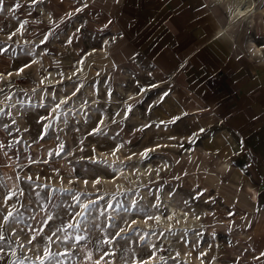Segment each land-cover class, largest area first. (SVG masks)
<instances>
[{
  "label": "rangeland",
  "instance_id": "rangeland-1",
  "mask_svg": "<svg viewBox=\"0 0 264 264\" xmlns=\"http://www.w3.org/2000/svg\"><path fill=\"white\" fill-rule=\"evenodd\" d=\"M13 2L14 0H5V6ZM84 4H87V7L82 12L77 13L70 19H64L63 23H60L66 12L74 11L75 7L83 8ZM39 6L43 7L48 14L51 13V20L48 19V23H44L38 11H34L32 16H28L27 5H25V8L18 11L16 15L21 20L27 19L30 21L27 26L28 32L23 36L17 35L11 41L7 40V35L15 30L17 20L10 13H0V28L3 29L0 32V43H6L11 48H15L17 52V58L14 60H9L8 56L0 58V72L14 70L27 62L30 57L24 56L23 50L39 45L42 38L41 34H46L54 29L56 24H59V28L55 29L59 33V38L55 40L50 38L51 42L48 43L46 49L47 54L36 57L39 60V64L33 65L31 69H26L22 77L12 76L11 87H9L8 81L0 83V87H4L5 93L12 95L13 100H25V103L29 99L34 98L36 100L40 96L45 97L43 101L46 100V97L49 100L52 99V96H48V90L50 92L57 89H62L63 92L68 91V81L62 79L63 76L61 74L64 75L67 72L72 60L78 59L88 49L98 48L101 39L109 36L106 34L108 21L101 15V12H103L110 16L109 10L99 7L95 3V0H64L63 3H61V0H45L44 5L33 7ZM33 20L40 21V23H31ZM112 21L115 25L117 19H112ZM77 28H81V32L76 33ZM73 35V43L71 45L67 44V37ZM116 35L117 30L115 29L110 37H107L109 43L106 55L97 54L82 62L83 71L75 78V81L78 85L81 82L83 83V88L81 89L83 95H85L84 89L87 86L96 88L98 90H96V94L100 93L98 97L105 90L107 93L115 92L120 94V92H117L118 86H121L124 90L129 88L137 94L140 88L148 89V85L153 81L163 80L155 70L150 68L130 66L132 70H129L127 69L128 66H124L117 68L116 72L114 69L107 70L108 63H106L105 59L111 47V42ZM21 38L24 40L21 41ZM43 47L41 45L39 48H36V51L40 52ZM49 70L57 71V75L62 77L58 83L59 87H45V91L41 92V86L38 85L39 77ZM168 85L170 91L176 90L177 98L173 99L169 95L165 103L157 105L149 112L147 110L148 105L156 101L157 95L162 93L161 87L165 91L167 85L164 81V84L159 89L154 91L148 89L147 94L143 98V103L136 104L134 101L130 102L133 104V113L130 114V119L123 120L119 124L110 121L108 126L106 125L107 137L90 138L87 135L88 128L95 127L98 122L97 119L101 110L105 111L104 115L107 119H110L115 114V109L110 105L103 104L100 97L96 101V110L93 115L89 113L90 118H86L84 115L83 120L70 121L66 126L62 125L63 122L60 121V118L56 119L53 122V127L49 130L51 138H46L39 144L33 143L38 133L41 132V125L36 121L41 115H48L45 109L27 111L24 107L20 108L19 112L16 111L17 108L11 109L12 117L5 116L0 118V125L8 123L11 126L12 134L9 135L7 131L0 127V141L8 144L14 139H19L21 143L15 144L12 148L0 150V201H2L3 195L9 189L14 188L16 183H20V186L25 190L27 195L29 188L27 182H22L23 178L26 175H31L34 179L39 176L40 179L36 180L37 185H47L45 191L57 190V203L65 200V197L59 191L62 189H71L77 193L86 192L88 193V198L93 200H97L98 197L103 196L104 199L98 201L97 212L105 209V201H110L114 206L119 201L120 204L130 209L129 213L124 214L121 209L117 208L116 211L108 209L106 215L111 214L115 216L116 212H120V215L129 221L133 217H145L146 219L152 210L159 211L162 215H165L167 212L165 196H169V193H171L170 200H173L174 204L192 208V213L199 216L200 219H195L193 227L181 229L178 235L174 232L171 233L168 241L162 239L163 235L160 232L152 234L154 237L153 239L150 238L148 243L149 245L156 244L159 248L157 256L164 258L163 260H158L157 264H200V261L196 259L200 251L207 252V256L203 257L204 264H234L237 257H240L238 264H264V258L261 261L252 259V255L264 250V238L261 237L263 235V231H260L262 230L261 227L255 228L257 215L251 213L254 203H260L262 200L260 195L258 197L256 195L255 199H253V193L259 191L257 187L260 185V182L253 178L254 170L251 167V161L249 158H245L248 154H242L243 152L236 145L234 138L223 126L202 125L199 118L204 116V114L191 115L192 111L188 110L190 105L189 99L172 81L169 80ZM33 88L38 90L36 94L32 93L31 90ZM18 89H23V91H18ZM38 92L39 97H37ZM119 94L117 95L120 96ZM0 101L4 103L1 107H4L5 111H9L5 105L13 101H5L4 93H0ZM124 105L121 103L117 104L121 112L124 111ZM48 112H50V109ZM175 116L180 117V120L176 124L168 125L167 127L161 126L159 128L154 126L161 120L167 121ZM13 118L18 121V126L21 129L19 132L14 130L17 125H11ZM48 122L45 121V123ZM83 123H85V126L81 127ZM144 123L152 124L153 127L145 129L142 132H136L135 129L140 128ZM25 127H28L30 131L24 132L23 129ZM202 128L204 131L200 132ZM117 131L120 132L119 136H115ZM167 134L175 137V139H169ZM57 136L59 140L55 139ZM164 137L168 138L169 141L176 142V148L171 150L166 145H159L160 147L156 148V151L149 154L150 159L142 161V164L144 162H152L154 164L156 157H162L168 163L166 171L163 172L158 169L159 174L153 175L151 181L146 180V183H141L136 179L133 182V188H130L125 182L123 190L120 192L121 195L112 194V188L110 186L103 187L102 183L97 191L91 185L85 187L79 182L71 184L68 182L69 180L75 181L78 177H95L98 173H103L105 177L112 176L110 167H107L105 164H93L88 159L89 156L93 155V147L97 148L95 155L98 154L97 157L99 156L100 160H104L105 158H100V151L109 154L117 144L131 141V143L125 145L121 152L116 154L118 162L129 163L131 165V163H135V159L140 152L146 148H151ZM81 139L84 140V145L80 144ZM60 142L65 144L66 151L70 154L65 156L61 153L60 156L49 157L48 152L55 151ZM29 145L31 146L29 147ZM80 147H84L85 150L83 152L79 151ZM187 147L189 151L186 157H183V154L180 155L179 151ZM204 150L207 152V155L203 154ZM4 151L8 152V156L4 155ZM133 153H137V155L133 156ZM122 154L123 156L130 154L132 159H120ZM219 156L229 164L230 168L226 172L219 171ZM80 157H84V159H80ZM33 158L37 161L47 159L49 163H32ZM200 164L203 166L198 168L197 166ZM54 168L58 169V173L53 171ZM214 174L219 176L220 179H213ZM17 176H20L22 181H17ZM36 191H41V189L36 188ZM198 191H204V195L200 199H193ZM132 192L137 196L135 208L132 205H127V197ZM43 194L44 192H41V195ZM241 194H244L246 198L249 197L247 199L250 201L246 202L244 198L241 200ZM157 196L160 197L159 203H152L151 201ZM31 197L33 201L31 205H29V201L25 198H21L22 202L32 208H37L35 192L31 193ZM205 200L210 202L205 203ZM185 201H187V204ZM211 201H214V203ZM150 202L151 205L160 204L159 209L149 207ZM71 203H73L71 197H67L63 208L59 209V211L64 213L63 219L66 223L71 221L70 215L65 211L68 204ZM249 203H252V205ZM6 207H0V212H3ZM21 210L24 211V209ZM137 210L140 211V214L137 213ZM75 211H79V209H75ZM229 212H233L236 215L229 217ZM31 214L30 212L26 213V220ZM241 216H246L254 222L252 230L245 231L242 229L245 221L241 219ZM40 218H43L42 213L40 214ZM116 220L121 227L127 228V225L123 223L120 216H116ZM27 222L33 223L31 220H27ZM100 222L107 223L104 217H101ZM151 223L154 224L153 222ZM229 224L232 225L231 232L228 231ZM133 227L135 228V226ZM176 228L175 226L173 227V229ZM141 229L139 227L135 228L136 236L132 240H120L116 247L117 256L113 258L115 264H125L126 261L130 264L131 253L126 251L128 248L134 249L138 256L147 257L145 246L137 238L140 235ZM108 231L111 232L113 230L109 229ZM197 233H203V235L198 236ZM213 233H215V238H213ZM93 235L95 239L101 238V234L98 231L94 232ZM249 235L253 237L251 241L248 240ZM198 241L199 246L197 247ZM229 242L232 244L231 247L229 246ZM250 245L251 247H249ZM253 247L256 249V253L252 252ZM245 248H248V251H244ZM52 250L59 253L65 251V247L53 245ZM176 253H180L179 258L175 260L171 259L176 256ZM187 253H191V255H186ZM40 254H42V250ZM18 255H24V253H18ZM27 256L32 260L35 259L33 251H28ZM94 258H98V254ZM60 259H63V257H60ZM76 259L80 261V264H84L82 253H78ZM65 264H67V261H65Z\"/></svg>",
  "mask_w": 264,
  "mask_h": 264
},
{
  "label": "crops",
  "instance_id": "crops-1",
  "mask_svg": "<svg viewBox=\"0 0 264 264\" xmlns=\"http://www.w3.org/2000/svg\"><path fill=\"white\" fill-rule=\"evenodd\" d=\"M216 1L95 3L117 19L115 27L110 16L101 12L108 21L107 37L117 30L105 59L107 70L116 72L124 66L155 70L170 97L177 98V92L170 91L169 80L189 99L191 115L204 114L199 118L204 126H223L242 154H248L245 158L251 161L253 178L260 182L256 194L262 200L254 203L251 213L257 215L255 228L261 227L264 238V55L248 53L250 41L264 45V13L230 26V11L221 7L226 1ZM241 53L244 56L238 59ZM243 198L249 201L241 194Z\"/></svg>",
  "mask_w": 264,
  "mask_h": 264
},
{
  "label": "snow or ice",
  "instance_id": "snow-or-ice-1",
  "mask_svg": "<svg viewBox=\"0 0 264 264\" xmlns=\"http://www.w3.org/2000/svg\"><path fill=\"white\" fill-rule=\"evenodd\" d=\"M64 0H61L63 3ZM45 0H14V2L10 5L5 6V0H0V13H10L12 17L17 20V27L14 31L10 32L7 35V40L11 41L17 35L23 36L26 32H28V25L30 23L29 20L24 19L21 20L19 16L16 14L18 11L25 8L27 5V15L32 16L34 11H39L41 14L44 13L45 9L43 7H33L36 5H44ZM87 7V4H84V7H75L74 11L66 12L64 18L61 19L60 23H63L64 19H70L72 16L80 13ZM257 12L264 13V0H244L238 8V13L240 14V18L247 19L249 16L255 17ZM51 13L48 14V19L51 20ZM31 23H40V21L33 20ZM107 27V25H106ZM59 28V24H56L54 29L50 30L46 34H41L42 38L40 39L39 45L35 47L28 48L27 50H23V54L26 57H30V59L25 62L22 66L15 68L14 70L7 72H0V83L4 81L9 82V87H11V77L15 75L16 77H22L25 74L26 69H31L33 65L39 64V60L36 57L41 55H46V49L48 43L52 40L59 38V33L55 30ZM3 29L0 28V32ZM81 32V28L76 29V33ZM75 35V34H74ZM73 36H68L66 43L71 45L73 43ZM41 45L44 47L41 48L40 52L36 51V48H39ZM4 56H8L9 60H14L17 58V52L15 48H11V46L6 45V43H0V58ZM244 54L241 53L237 58H243ZM83 61H79L82 63ZM79 71V69H78ZM63 76V74H61ZM75 75V73L73 74ZM48 77L45 76L44 79L40 81L41 86L45 84ZM64 79L72 80L71 76H65ZM74 91L71 92V95H65L60 97L58 93L62 91V89L54 90L51 94L52 102L49 105H45L43 100L44 96L40 97L41 103L37 104L36 107L44 108L46 112H48L50 108V112L48 115H41L39 119L36 121L41 125V132L38 133L37 138L33 140V143L39 144L41 141H44L46 138H51L49 130L53 127V122L58 118H63V122L67 123V114L72 112L73 109L69 107V101L73 97H77V94L81 92L83 88V83L81 82L79 85L73 84ZM152 89L158 87L157 84L153 83L150 85ZM18 91H23V89H18ZM33 94L37 93V89L33 88ZM41 92L45 91L43 87L40 89ZM148 89L140 88L139 92L136 96H129V101H134L136 104L143 103L144 96L147 94ZM0 93H4L5 101H13L11 103H7L5 107L9 109V111H5L4 107H0V118L2 117H12L11 109L17 108V105L20 108H24L25 102L23 100H13V96L5 93L4 87H0ZM27 95V93H25ZM169 96L167 91L159 93L157 95V99L153 104L148 105V111L151 112L154 107L157 105H162L166 102V98ZM125 108L123 112H117V116L122 117V121L118 122L114 118H110L112 123H122L123 120L130 119V114L133 113V104L124 102ZM19 111V109H18ZM26 111V110H25ZM87 115V114H86ZM90 118V117H89ZM180 120L179 116H175L170 120H161L159 123H156L154 126L159 128L161 126L167 127L168 125L176 124V122ZM45 121H49L45 123ZM87 122V121H85ZM11 125H17L14 129L16 132H19L21 129L18 126V121L13 118L11 120ZM5 131L8 132L9 135L12 134L11 126L8 123H3L0 125ZM153 125L149 123H144L140 128L135 129L136 132H142L145 129L152 128ZM24 132H29L30 129L25 127L23 129ZM123 131V129H121ZM204 129H200V132H203ZM120 132L117 131L115 136H119ZM88 136H108V132L105 130V118L100 117L95 127L92 128L90 132H88ZM115 138V137H113ZM55 139L59 140V137H55ZM170 139H175V137H170ZM194 142V141H190ZM21 141L19 139H14L12 142L5 144L0 141V150H4L5 148H12L15 144H19ZM131 143V141H124L122 143L117 144L112 150L111 155L116 156L118 152H121L126 144ZM81 145H84V140L81 139ZM31 145H29L30 147ZM157 147H160L159 145ZM85 150L84 147H80L79 151L83 152ZM156 151V148H146L144 151L140 152L138 155L141 157V161L150 159V153ZM92 152L94 155L88 157V159L93 164H105L107 167H112V165L108 164L107 159L105 158L103 161L98 159L95 153L97 152V148L93 147ZM63 153L65 156L70 153L66 151V146L63 142H60L55 151H49L48 156H60ZM4 155L8 156V152L4 151ZM137 155V153L132 154ZM128 160L132 159V156L125 157ZM80 159H84V157H80ZM32 163H44L48 164L49 160L45 159L43 161H37L35 158L32 159ZM54 172L58 173V169H53ZM157 174H159V170H157ZM103 173H98L95 177L83 178L78 177L77 180H69L68 182L75 183L79 182L83 184L85 187L91 185L93 189L99 190V186L102 182H106L103 180ZM178 178V177H177ZM40 179L37 176L35 179L31 175H26L23 178L20 176L16 177L17 181L27 182L29 192L26 195L25 190L20 186V183H16L14 188H11L7 191L6 194L3 195L2 201H0V207L7 206L3 212H0V262L2 264H80V261L76 259L78 253H82L84 264H115L114 259L117 256L116 247L119 244L120 240L130 241L136 236V231L133 225L137 224V220L133 219L130 222L124 219L123 216L120 215V212H116V215H111L107 213L108 209H113L116 211L117 208L121 209L124 214L129 213L130 209L120 204L117 201V204L114 206L110 201H105L106 207L103 211L97 212L98 209V201L103 200L104 197L100 196L97 200L89 199L88 193L86 192H73L71 189H62L59 190L60 193L65 197L64 201L59 203L56 202L57 190L45 191L47 185H37L36 180ZM36 188H40L41 191H36ZM206 191V190H204ZM204 191L196 192L193 199H200L204 195ZM35 192V203L37 208H32L29 205L33 203L31 193ZM41 192H44L41 195ZM171 195V193H169ZM257 194H253V199ZM71 197L73 203L68 204L67 209L65 210L71 217L70 222H65L63 219L64 213L59 211V209L63 208L64 203L66 202V198ZM21 198H25L29 201V205H25L22 202ZM115 198V197H113ZM157 200L160 199L159 196L156 197ZM210 201L205 200V203H209ZM214 203V201H211ZM187 204V201H185ZM137 201H132V207L135 208ZM151 207L159 209L160 204H152ZM21 209H24L22 211ZM75 209H79V211H75ZM256 211H259L257 209ZM32 213L27 217V220L33 221V223H28L25 215L26 213ZM43 214V218H40V214ZM137 213L140 214V211L137 210ZM214 215V213H213ZM236 214L233 212H229V217H234ZM116 216H120V219L123 220V223L127 225V229L121 227L119 223H117ZM101 217H104L107 223L100 222ZM196 219H200L199 216L195 217ZM148 220H157L159 221L160 217L154 215H148ZM171 219V217H169ZM241 219L245 221L242 229L245 231L252 230L254 227V222L249 220L246 216H241ZM112 229L113 231L109 232L108 230ZM27 230V231H26ZM98 231L101 234V238L95 239L94 232ZM228 231H232V225L229 224ZM23 234V239H22ZM154 234V233H153ZM161 235H163L161 233ZM198 236H202L203 233H197ZM13 237L15 238L13 240ZM213 238H215V233H213ZM139 241L145 246L147 250V258L143 256H138L136 251L132 248L126 249L127 252L131 253L130 264H157L158 260H163L162 256L158 257L157 252L159 248L156 244L149 245L146 240L145 235H139ZM253 237L251 235L248 236V240L251 241ZM53 245L57 247L64 246L65 251L63 252H54L52 250ZM31 246V247H29ZM197 247L199 246V241L197 242ZM229 246L232 244L229 242ZM211 247V246H210ZM251 247V245L249 246ZM42 250V254H40ZM28 251H33V255L35 259L32 260L27 256ZM244 251H248V248H245ZM252 252L256 253V249L253 247ZM18 253H24V255H18ZM98 254V258L96 257ZM186 255H191V253H187ZM180 253H176L175 257L171 259L175 260L179 258ZM207 256V252L200 251L199 255L196 257L197 260L200 261V264H204L203 257ZM63 257V259H60ZM264 258V250L258 252V254L252 255V259L255 261H261ZM215 259V258H213ZM240 257H237L234 264H238ZM125 264H128L126 261Z\"/></svg>",
  "mask_w": 264,
  "mask_h": 264
},
{
  "label": "bare ground",
  "instance_id": "bare-ground-1",
  "mask_svg": "<svg viewBox=\"0 0 264 264\" xmlns=\"http://www.w3.org/2000/svg\"><path fill=\"white\" fill-rule=\"evenodd\" d=\"M217 1H221V0H217ZM225 1L226 2L223 1V3L221 2V4H222L221 7H223L222 9H225L226 11H230V12H228L229 14H228V17H227V21H229V23H231L230 26L238 24L241 20L245 19V18H238L239 17V15H238V5L240 3V0H225ZM213 4H216L215 1H214ZM39 7H41V6H39ZM233 7H234V9H232ZM38 14L41 16V19H42V21L44 23H48V13L46 11H44L43 14H41L38 11ZM251 17L252 16H250L249 19ZM233 20H235V22H233ZM251 22L254 23L253 21H250V23ZM247 25L249 26L248 23H247ZM23 40L24 39L21 38V41H23ZM108 43H109L108 42V38L104 37V38L101 39L98 48L88 49L84 53H82L81 56L78 59L72 60L71 64H70V68L63 75V78L61 76L57 75V71H54V70L45 71L42 74V76L39 77L38 85L41 86L40 81L42 79H44L45 76H47L48 79L45 82V84L43 86H41L43 88H45V87L51 88L52 86H58V83L60 82L61 78L64 79L65 76H71L72 80H66L65 79L66 81H68V85L67 86H68L69 90L68 91L64 90L65 92L60 91L58 93V95L60 97H63L65 95H71V92L75 90L74 87H73V84L78 85L76 83V81H75V78H77L83 71V65H82V63H79V61H84L85 59H89V58H91V57H93V56H95L97 54L106 55V46L108 45ZM78 69H79V71H78ZM74 73H75V75H73ZM153 83L157 84L158 87L155 88V89H152L150 87V85L153 84ZM163 84H164V81L159 79V80H155L152 83H150L147 88L150 89L151 91H154L156 89H159ZM96 90H97L96 88H90V86H87L84 89L85 95H83L80 92V93L77 94V97H73L69 101V105L68 106L71 107L73 109V111L67 114V123L70 122V121L71 122H76L77 120H83V116L84 115H85L86 118H88L89 117V113L93 115L94 111L96 110L95 109V104L97 103L96 101H97V99L99 97H100V100H101V102L103 104L110 105L113 109H115V114L111 118H114L115 120L120 121V120H122L121 116H117L116 113L117 112H121V109H120L119 106L117 107V104L121 103L122 105H124L125 104L124 102L130 103L131 101H129V96H136L137 95L134 91L130 90L129 88L127 90H124L121 86L117 87V92H120V94L119 93H115V92L114 93H107L106 90L105 91L102 90L103 92H101V96L99 95V97H98V94H100V93L96 94V92L98 91V90L97 91ZM47 93H48V96L49 95L51 96L50 93H52V92H50L48 90ZM117 94H119L120 96H118ZM39 96L40 95H39V92H38V96L37 97H39ZM23 101L25 102V100H23ZM26 102L27 103H25L24 107H25V109H27V111H34V110L41 109L39 107H36L37 104L41 103L40 98H37L36 100L34 98L31 99V100L29 99ZM51 102H52V99L49 100L47 97H46V100L43 101V103L46 106L49 105ZM3 104H4L3 101H0V107ZM18 109L20 111L19 105H17V109H16L17 112H19ZM104 113H105V111L101 110L97 120H99L100 117H104L105 118V128H107L106 125L108 126V124L110 123L111 119H107V117L104 115ZM131 120H129V122H131ZM60 121L63 122V118H60ZM137 121H139V120H137ZM67 123L63 122L62 125L66 126ZM84 126H85V123L81 124V127H84ZM87 128H88V126H87ZM91 130H92V127L88 128L87 135H88V132H90ZM163 131H166V130H163ZM91 137H97V136H90V138ZM167 137L170 139L171 135L167 134ZM168 138L166 139V137H164L158 143L154 144L151 148H158L157 147L158 145H166L171 150H174V148H176V142L169 141ZM90 144H91V142H90ZM188 151H189L188 147L187 148H182L179 151V154L180 155L183 154V157H186ZM99 153L101 154L100 158H107L108 164L112 165V167H110V169L112 171V176H110V177L103 176V180L106 181V182H102V184L104 185L103 187H109L110 186L112 188V191H113L112 194L121 195L120 192H122L125 182H126V184H128L130 186V188H133L134 187L133 182L136 179L139 180L141 183H144L146 180H150L151 181V177L153 178V175H155L157 173L156 171L158 169L163 171V172H165L167 167H168V163L162 157H156L154 164L152 162L151 163L150 162H144L142 164L141 157L139 155H137V158L135 159L136 160L135 163L133 162L130 165L129 163L125 164V163H122V162H118L117 161L118 160L117 156H112L111 152L109 154H106V153H102L100 151ZM203 154L207 155V152L204 150ZM124 155H126V154H124ZM127 156H130V154H128L126 156H123V154H122L120 159H126L125 157H127ZM219 159H220V164L218 166L219 171L220 172H226V170H229L230 167H229V164H227V161L222 160L220 156H219ZM101 160H103V159H101ZM110 161H113V162H110ZM200 166H203V165L200 164L197 167L201 168ZM212 178L216 179V180L220 179L219 176H217L216 174H214V176ZM132 193L130 195H128V197L126 196L127 197V205L128 206L132 205V201L133 200L136 201V198H137L136 194L135 193L132 194ZM165 198H166V201H167V202L165 201V203L167 205V212H166L165 215H162L159 211H155V210H152V209H151L152 210L151 214L149 213V215H154V216L160 217L159 221H157L155 219L148 220L147 218H146L147 219L146 220L145 217L144 218L133 217V218L129 219V221H131L133 219L137 220V224L133 225V226H135V228H138V227L142 228L141 231H140V235H145L146 234V240L147 241H149L150 238L153 239L154 236H152V234L154 232L162 233L163 234L162 239L168 241L169 240L168 237H169V235L171 233L174 232L176 235H178V233L184 227H193L194 224H195L194 222H195V219H196L195 218L196 215L192 213V211H193L192 208H188L186 206L184 207L182 205L181 206H177L176 204H174L173 200H170V195L169 196H165ZM151 202L152 203H157V202L159 203V200L154 198ZM151 202H150V206L149 207H151ZM169 217H171V219H169ZM151 222H153L154 224H152ZM174 226L177 227V228L173 229ZM169 228H171V229H169ZM187 251H189V250L187 249Z\"/></svg>",
  "mask_w": 264,
  "mask_h": 264
},
{
  "label": "clouds",
  "instance_id": "clouds-1",
  "mask_svg": "<svg viewBox=\"0 0 264 264\" xmlns=\"http://www.w3.org/2000/svg\"><path fill=\"white\" fill-rule=\"evenodd\" d=\"M244 3V0H240V3L238 5V8L239 6ZM238 15H240L238 13ZM250 44V47L248 48V53L251 55V56H260V55H264V45H260V46H256L254 42H249Z\"/></svg>",
  "mask_w": 264,
  "mask_h": 264
}]
</instances>
